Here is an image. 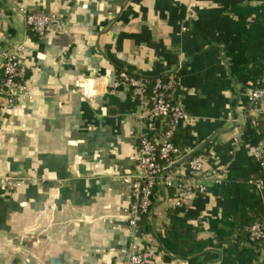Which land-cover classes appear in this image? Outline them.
I'll use <instances>...</instances> for the list:
<instances>
[{"label": "crops", "instance_id": "crops-1", "mask_svg": "<svg viewBox=\"0 0 264 264\" xmlns=\"http://www.w3.org/2000/svg\"><path fill=\"white\" fill-rule=\"evenodd\" d=\"M54 15L44 36L25 13ZM24 46L29 97L3 114L0 264H264L246 228L264 220L254 152L264 112V0H0V53ZM1 65V57H0ZM174 74L188 119L174 141L225 172L175 206L159 192L133 236L127 225L145 112L118 71ZM171 193V192H170Z\"/></svg>", "mask_w": 264, "mask_h": 264}, {"label": "built area", "instance_id": "built-area-1", "mask_svg": "<svg viewBox=\"0 0 264 264\" xmlns=\"http://www.w3.org/2000/svg\"><path fill=\"white\" fill-rule=\"evenodd\" d=\"M24 21L26 27L39 36L46 35L56 26L54 15L39 10L26 12ZM24 52L21 45L0 53V125L5 111L29 97ZM117 76L131 97L146 109L137 115L143 122V130L138 136L136 172L123 177L131 193L127 225L130 233L137 236L139 223L151 213L159 192L179 206L193 196L208 194L207 182L221 185L226 177L225 172L217 168L212 167L206 172L203 158L187 156L175 143L178 125L187 120L188 115L174 74L150 78L120 70ZM249 102L264 112V78L252 88ZM254 155L260 177L251 183L258 190H264V138L259 141ZM23 183L24 178L0 175V187L5 190L20 187ZM246 234L248 242L264 252V220H255L246 228ZM145 261L144 252L131 243L124 264H144Z\"/></svg>", "mask_w": 264, "mask_h": 264}]
</instances>
